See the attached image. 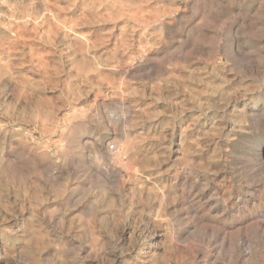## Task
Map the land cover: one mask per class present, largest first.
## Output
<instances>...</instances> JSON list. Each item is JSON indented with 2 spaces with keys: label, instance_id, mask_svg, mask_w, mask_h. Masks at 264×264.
<instances>
[{
  "label": "rangeland",
  "instance_id": "1",
  "mask_svg": "<svg viewBox=\"0 0 264 264\" xmlns=\"http://www.w3.org/2000/svg\"><path fill=\"white\" fill-rule=\"evenodd\" d=\"M0 264H264V0H0Z\"/></svg>",
  "mask_w": 264,
  "mask_h": 264
},
{
  "label": "bare ground",
  "instance_id": "2",
  "mask_svg": "<svg viewBox=\"0 0 264 264\" xmlns=\"http://www.w3.org/2000/svg\"><path fill=\"white\" fill-rule=\"evenodd\" d=\"M119 154H120V152H119Z\"/></svg>",
  "mask_w": 264,
  "mask_h": 264
}]
</instances>
